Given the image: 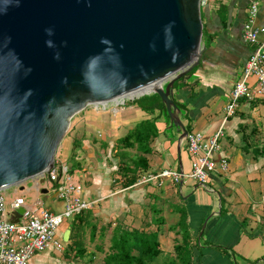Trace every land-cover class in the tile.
<instances>
[{
  "label": "crops",
  "instance_id": "crops-1",
  "mask_svg": "<svg viewBox=\"0 0 264 264\" xmlns=\"http://www.w3.org/2000/svg\"><path fill=\"white\" fill-rule=\"evenodd\" d=\"M252 1L210 0L202 6L203 30L207 33L202 40L205 50L188 78L173 83L172 97L182 105L179 116L188 131H199L209 137L223 127L220 148L213 158L226 157L228 170L210 174L209 190L189 176L186 142L179 139L180 129L170 126L164 116L156 121L158 134L150 144L151 152L144 155L147 168L138 172L137 182L122 186L116 173L118 158L113 155V145L123 136L120 131L127 129V133L158 111L141 113L136 105H127L114 114L98 110L81 117L86 131L73 138V162L69 160L67 164L80 182L81 197L89 207L64 220L58 236L63 241V234L70 228L67 242L63 241L69 243L71 224L81 215L85 225L82 233L85 261L89 254H104V249L108 250L111 229L118 223L129 229H158L162 258L166 254L174 256V245L181 244L187 235L193 264H264V98L240 101L235 113L224 121L228 94L254 48L241 37ZM256 1L254 24L264 27V0ZM259 37L264 38V33ZM251 82L254 83L253 77ZM139 115L144 118L132 125ZM94 125L98 132L90 135ZM164 168L178 170L183 178L178 182L170 177L162 182L140 181L142 176ZM42 187L47 191L41 192ZM17 196H23L28 206L40 204L53 213L63 209V201L47 181L39 188L34 183L13 187L6 195L7 202ZM182 221L184 228L180 226ZM88 223L96 224L93 239ZM103 237H108L106 245ZM86 239L95 240L91 249ZM66 248L61 252L49 249L35 253L28 264L67 263L69 256L74 257V251L68 252Z\"/></svg>",
  "mask_w": 264,
  "mask_h": 264
},
{
  "label": "water",
  "instance_id": "water-1",
  "mask_svg": "<svg viewBox=\"0 0 264 264\" xmlns=\"http://www.w3.org/2000/svg\"><path fill=\"white\" fill-rule=\"evenodd\" d=\"M201 10V0H0V190L43 185L89 105L156 93L185 139L173 83L205 50Z\"/></svg>",
  "mask_w": 264,
  "mask_h": 264
},
{
  "label": "built area",
  "instance_id": "built-area-1",
  "mask_svg": "<svg viewBox=\"0 0 264 264\" xmlns=\"http://www.w3.org/2000/svg\"><path fill=\"white\" fill-rule=\"evenodd\" d=\"M210 0H201L206 5ZM258 12V2L253 0L248 6L246 19L242 25L241 37L244 42L253 45L241 71L240 78L231 88L224 106L225 119L233 115L240 101H252L264 98V27L254 24ZM254 78V83L251 78ZM129 96L119 97L112 101L94 104L96 110L115 113L123 108ZM223 135V127H219L212 135L205 137L199 131H188L185 136L186 149L190 157L189 176L205 189L210 174L213 171H227L226 157L214 160L213 155L219 150V139ZM46 181L51 183L58 198L63 201V209L53 213L40 204L28 206L23 196L15 197L7 202L4 191L0 190V264H28L29 259L39 252L49 249L61 252L64 250L62 239L58 236V229L64 220L72 218L89 207V203L82 199V186L70 171L66 162L56 159L49 172L44 174ZM170 177L174 182L183 178L178 170L164 168L158 173H149L140 178L141 182L159 180ZM19 207L24 211L18 222L10 221V213Z\"/></svg>",
  "mask_w": 264,
  "mask_h": 264
},
{
  "label": "trees",
  "instance_id": "trees-1",
  "mask_svg": "<svg viewBox=\"0 0 264 264\" xmlns=\"http://www.w3.org/2000/svg\"><path fill=\"white\" fill-rule=\"evenodd\" d=\"M206 38L207 33L203 30L202 40ZM195 68L193 67L188 74H191ZM174 101L181 110L182 105L177 100ZM127 104L136 105L149 114L158 111V114L139 121L124 136L118 138L113 145V155L118 158L116 173L120 175L124 187L137 182L138 172L148 166L144 155L151 152L150 144L158 134L156 121L161 116L169 121L166 107L156 93L145 94ZM70 171H72L71 167ZM82 221L83 218L80 215L77 220L72 222L71 235L66 249L68 252L74 251V257L85 258L86 249L82 239L85 225ZM88 226L90 227V237L92 236L93 239L96 224L88 223ZM180 226L184 228L183 221L180 222ZM105 230L106 228L103 229V233ZM158 235V229H129L121 224H115L111 229L108 250L104 254L101 264H193L194 255L188 240L190 237L186 235L181 244L174 245V256L170 257L166 254L162 258ZM93 257L94 254H89L87 261H93Z\"/></svg>",
  "mask_w": 264,
  "mask_h": 264
},
{
  "label": "rangeland",
  "instance_id": "rangeland-1",
  "mask_svg": "<svg viewBox=\"0 0 264 264\" xmlns=\"http://www.w3.org/2000/svg\"><path fill=\"white\" fill-rule=\"evenodd\" d=\"M130 102V100L128 101ZM127 102V103H128ZM128 104H125L124 107H126ZM139 112L143 113L142 111L143 110H140L138 109ZM89 113L91 115L93 114H96V112H98V110H96L93 106L89 105L87 106L83 111L82 113H78L76 114L72 119H71V122H70V125H69V128L63 138V140L61 141V144L55 154V160L58 158L60 159V161L62 162H66L67 161H72V140L73 138L75 137H78L79 135H81L80 133L84 132V130L86 131V129L83 127L82 123L80 122L81 121V117L85 114V113ZM111 114H114L112 112H110ZM118 116L120 115L119 113L117 114ZM93 117V116H92ZM143 117H139L132 123V125H134L136 122H138L139 120H141ZM127 129L125 131H120L123 133V136L124 134L126 133ZM98 132V128L97 126H92L91 129H90V135H96ZM73 162V161H72ZM28 183H34L35 186H37L38 188L40 186H43V185H40V178L39 177H33V178H30V179H27L23 182H21L20 184L18 185H15V186H12L10 188H7L5 190H2L6 193V195L8 193H10L13 189V187H18V186H21V185H27ZM69 219V218H68ZM84 233V232H83ZM105 241V242H104ZM86 242L89 244L88 246L90 247V249L93 247V244L95 242L94 241H87L86 239ZM108 243V237L107 239L105 237H103V245H106ZM64 246H66V243H64ZM107 247V246H106ZM93 250V249H92ZM70 251V250H69ZM104 254L106 253V250L104 249ZM72 253V251H71ZM95 254V252H94ZM102 253H96L95 256L93 257V261H85V258H80V257H70L69 256V260L67 261V259H65L67 261V263H65L64 261H62L63 264H101L102 262V258H103V255ZM236 259H240V257L238 255H234ZM57 264H60V263H57ZM234 264V262H233Z\"/></svg>",
  "mask_w": 264,
  "mask_h": 264
},
{
  "label": "bare ground",
  "instance_id": "bare-ground-1",
  "mask_svg": "<svg viewBox=\"0 0 264 264\" xmlns=\"http://www.w3.org/2000/svg\"><path fill=\"white\" fill-rule=\"evenodd\" d=\"M151 88H147V87H145V88H143V89H139V90H136V91H134V92H131L129 95L132 97V96H134V95H137V94H140V93H143V92H145V91H147V90H150Z\"/></svg>",
  "mask_w": 264,
  "mask_h": 264
}]
</instances>
